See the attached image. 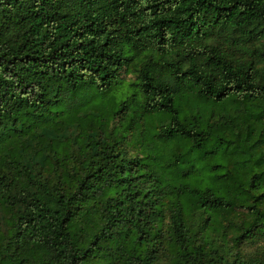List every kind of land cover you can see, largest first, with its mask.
Listing matches in <instances>:
<instances>
[{
	"label": "trees",
	"instance_id": "16d2710c",
	"mask_svg": "<svg viewBox=\"0 0 264 264\" xmlns=\"http://www.w3.org/2000/svg\"><path fill=\"white\" fill-rule=\"evenodd\" d=\"M259 133L264 0H0V264H264Z\"/></svg>",
	"mask_w": 264,
	"mask_h": 264
},
{
	"label": "rangeland",
	"instance_id": "374dc122",
	"mask_svg": "<svg viewBox=\"0 0 264 264\" xmlns=\"http://www.w3.org/2000/svg\"><path fill=\"white\" fill-rule=\"evenodd\" d=\"M129 79L132 77L129 76ZM182 100L180 101V99L177 100V105L179 107V109H181L182 111L185 109V111L189 114H198L199 116H201L204 120L205 123L208 125V120L216 115H220V113H222L223 111H227V108L224 106V104L222 102H213L212 100H207L204 101L202 99H200L199 97H197V95L194 94H186L183 96V98H181ZM261 138L264 136L263 133H259ZM264 141V140H263ZM262 141V142H263ZM220 143V142H219ZM219 148L220 151H222V149H224V146L219 145V144H213L211 147L208 148L207 151H209V153H212V148ZM232 152V151H230ZM255 154V153H253ZM257 154V153H256ZM262 154L264 155V153L262 152ZM209 155H214V154H209ZM235 158L237 157L234 153ZM242 157V156H241ZM223 158V157H222ZM219 157L218 155H216L210 162L211 164H215L218 163L219 161ZM238 160V158H237ZM253 244V243H252ZM250 243H246L244 245L245 249H248V251L250 252H264V242H256L254 243V245H252Z\"/></svg>",
	"mask_w": 264,
	"mask_h": 264
}]
</instances>
